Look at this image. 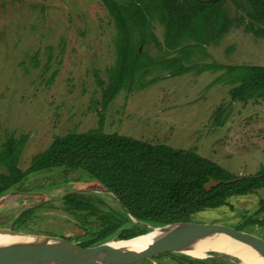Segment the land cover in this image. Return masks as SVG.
I'll list each match as a JSON object with an SVG mask.
<instances>
[{"label": "rangeland", "instance_id": "rangeland-1", "mask_svg": "<svg viewBox=\"0 0 264 264\" xmlns=\"http://www.w3.org/2000/svg\"><path fill=\"white\" fill-rule=\"evenodd\" d=\"M225 7L235 15V6L227 2ZM154 25L163 42L162 27ZM114 35L99 0H0V151L8 137H25L17 159L22 171L54 138L88 133L100 123L107 134L194 151L236 177L264 168V99L232 102L231 87L215 81L221 72L164 73L146 88L121 91L102 110L101 86L115 62ZM147 49L152 56L164 53L152 43ZM203 55L206 59L194 61L264 67V39L233 29ZM219 108L224 112L216 125ZM4 173L0 164V175ZM72 193L101 211L120 209L116 197L94 180L74 170L54 169L28 175L0 197V229L80 245L98 230L99 221L66 210L63 200ZM262 199L264 189L232 197L225 206L196 213L191 221L238 229L264 217L258 213ZM83 215H90L85 223ZM242 231L264 238V227ZM208 255L199 264H237L218 258L225 255ZM181 256L162 254L136 264H181Z\"/></svg>", "mask_w": 264, "mask_h": 264}, {"label": "trees", "instance_id": "trees-1", "mask_svg": "<svg viewBox=\"0 0 264 264\" xmlns=\"http://www.w3.org/2000/svg\"><path fill=\"white\" fill-rule=\"evenodd\" d=\"M99 1L115 30V62L106 72L107 83L101 86L102 110L121 91L146 88L164 73L180 76L188 72H221L215 81L231 87L232 102L264 99V67L196 62L206 59V47L218 45L233 29L242 28L245 33L264 39V0ZM227 2L236 8L234 16L229 15ZM155 23L163 29V42L155 34ZM151 43L164 52L162 56L149 54L147 47ZM223 112L222 108L216 110V125H221ZM25 139L8 137L2 144L0 164L5 173L0 175V197L28 175L54 169L80 172L116 197L120 209L114 212L101 211L80 194L64 198L67 211L85 212L99 221L98 230L81 247L146 234L150 231L146 225L192 222L191 218L200 211L220 208L229 198L264 189V168L255 175L236 177L194 151L107 134L102 123L88 133L54 138L22 171L17 159ZM210 180L221 184L206 191L204 186ZM258 213L264 214V199L259 201ZM90 215H83L81 223L88 221ZM130 217L143 225L132 222ZM252 225L264 227V217L246 221L238 230ZM181 258V264L204 262L184 255Z\"/></svg>", "mask_w": 264, "mask_h": 264}, {"label": "water", "instance_id": "water-1", "mask_svg": "<svg viewBox=\"0 0 264 264\" xmlns=\"http://www.w3.org/2000/svg\"><path fill=\"white\" fill-rule=\"evenodd\" d=\"M220 184L221 181L210 180L205 184L204 189L209 191ZM148 227L152 231L159 229L160 235L142 251L122 250L111 245V241L91 247H81L73 242L51 237V243L1 246L0 264H136L162 254H183L195 242L215 235H224L235 242L248 246L264 259L263 237L225 225L183 222L162 227ZM0 235L15 237L23 236V233L10 229H0ZM209 257L207 254L202 259ZM218 258L240 264L228 255Z\"/></svg>", "mask_w": 264, "mask_h": 264}, {"label": "bare ground", "instance_id": "bare-ground-1", "mask_svg": "<svg viewBox=\"0 0 264 264\" xmlns=\"http://www.w3.org/2000/svg\"><path fill=\"white\" fill-rule=\"evenodd\" d=\"M160 230L140 235L131 240H113L111 245L126 251H142L147 248L158 236ZM109 241V240H108ZM52 242V238L37 236H8L0 235V247L17 244H37ZM98 245V244H97ZM209 253L225 254L236 259L240 264H264V259L250 247L233 241L224 235H215L195 242L183 254L194 259H202Z\"/></svg>", "mask_w": 264, "mask_h": 264}]
</instances>
